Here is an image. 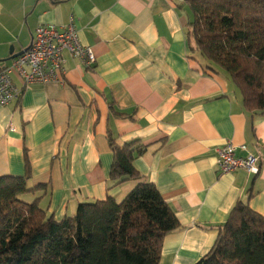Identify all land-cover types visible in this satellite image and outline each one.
<instances>
[{"label":"crops","instance_id":"obj_1","mask_svg":"<svg viewBox=\"0 0 264 264\" xmlns=\"http://www.w3.org/2000/svg\"><path fill=\"white\" fill-rule=\"evenodd\" d=\"M191 20L186 0H0V71L42 25L73 21L96 55L92 68L66 55L58 82L25 86L12 75L23 93L0 108V177L24 176L27 155L31 196L62 221L81 203L128 195L133 181L109 189V134L140 142L135 167L181 224L159 264L198 263L239 201L264 217V116L245 109L226 72L205 70L189 46ZM227 144L260 156V173L221 174Z\"/></svg>","mask_w":264,"mask_h":264},{"label":"trees","instance_id":"obj_2","mask_svg":"<svg viewBox=\"0 0 264 264\" xmlns=\"http://www.w3.org/2000/svg\"><path fill=\"white\" fill-rule=\"evenodd\" d=\"M192 20L189 46L205 70H222L240 90L248 112L264 116V0H186ZM113 153L109 189L133 181L121 201L81 203L62 221L28 203L31 169L0 177V264H159L165 238L181 224L155 185L135 167L145 153L140 142ZM209 253L196 264H264V217L239 201L220 226Z\"/></svg>","mask_w":264,"mask_h":264},{"label":"built area","instance_id":"obj_3","mask_svg":"<svg viewBox=\"0 0 264 264\" xmlns=\"http://www.w3.org/2000/svg\"><path fill=\"white\" fill-rule=\"evenodd\" d=\"M66 55L81 60L87 68H92L96 63L93 49L82 44L73 21L65 27L39 26L33 35L30 48L0 71V108L22 96L23 90L14 85L13 74H17L25 86L58 82L59 75L65 73ZM236 149L233 144H227L219 149L218 171L226 175L243 169L258 175L261 171L262 158L255 155L237 157Z\"/></svg>","mask_w":264,"mask_h":264},{"label":"rangeland","instance_id":"obj_4","mask_svg":"<svg viewBox=\"0 0 264 264\" xmlns=\"http://www.w3.org/2000/svg\"><path fill=\"white\" fill-rule=\"evenodd\" d=\"M22 200H24V201H26V202H28V203H31V202H33L35 199H34L33 196H31V195H25V196L22 197Z\"/></svg>","mask_w":264,"mask_h":264},{"label":"water","instance_id":"obj_5","mask_svg":"<svg viewBox=\"0 0 264 264\" xmlns=\"http://www.w3.org/2000/svg\"><path fill=\"white\" fill-rule=\"evenodd\" d=\"M29 48H30V47H29ZM29 48H28V49H29ZM28 49H27V50H28ZM25 51H26V50H25ZM20 55H21V54H20ZM18 56H19V55H18ZM18 56H14V57H13L11 60H13V59L17 58Z\"/></svg>","mask_w":264,"mask_h":264}]
</instances>
